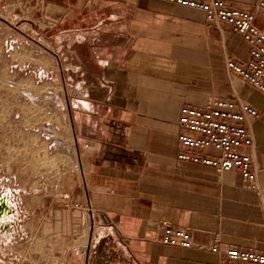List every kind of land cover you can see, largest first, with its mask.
<instances>
[{"label":"crops","instance_id":"obj_1","mask_svg":"<svg viewBox=\"0 0 264 264\" xmlns=\"http://www.w3.org/2000/svg\"><path fill=\"white\" fill-rule=\"evenodd\" d=\"M224 1L253 10L259 0ZM11 5L14 20L48 17L53 27L78 26L60 35L85 31L61 43L63 61L37 52V83L46 91L37 101L49 108L42 124L21 137L36 136L38 147L42 141L57 157L53 165L25 169L58 172L43 173L33 195L21 184L1 188L13 207V219L0 229L12 261L221 264L222 255L208 250L216 233L221 251L264 252V95L226 70L227 61L248 58L230 27L155 0H4V8ZM102 27L121 43L102 46L86 33ZM220 99L261 114L248 123L256 191L236 172L175 159L180 109ZM65 201L89 202L92 213L68 209ZM162 221L188 231L193 247L156 241Z\"/></svg>","mask_w":264,"mask_h":264},{"label":"built area","instance_id":"obj_2","mask_svg":"<svg viewBox=\"0 0 264 264\" xmlns=\"http://www.w3.org/2000/svg\"><path fill=\"white\" fill-rule=\"evenodd\" d=\"M155 1L198 10L207 22L230 27L246 44L248 58L244 64L227 61L226 70L264 95V0H259L253 10L233 6L224 0ZM260 118L261 114L253 106L237 104L234 100H211L201 108L182 107L177 120L175 159L184 164L212 168L217 173L236 172L245 188L256 191V173L248 151L253 145L248 123ZM64 206L73 211L92 213L89 202L65 201ZM219 237V233L214 235L215 242L208 250L222 255L221 264H264V252L233 247L221 251ZM155 238L163 246L193 247L188 231L173 228L166 221L157 225Z\"/></svg>","mask_w":264,"mask_h":264},{"label":"rangeland","instance_id":"obj_3","mask_svg":"<svg viewBox=\"0 0 264 264\" xmlns=\"http://www.w3.org/2000/svg\"><path fill=\"white\" fill-rule=\"evenodd\" d=\"M9 10L13 15L18 14L16 6L4 8V0H0V192H8L1 190L2 187L17 189V185L21 184L33 195L39 193L37 183L43 173L51 176L58 172L53 169H25L26 165H53L57 157L46 150L42 141L38 147L36 136L29 139L21 137L23 129L42 124L43 120L41 121L40 118L46 112L45 108H49L39 105L37 101L38 96L42 97L46 93L37 83V67L39 61H42L37 58V52H48L63 61L61 55L65 49L59 48L63 45L61 43L68 41L69 44L71 36L80 35L85 31L66 32L60 35L61 28L75 29L78 26L53 27L48 17L38 21L14 20L8 15ZM86 33L98 42L96 44H112V40L116 45L121 43L120 40L114 39L113 32L107 33L105 27L96 32L89 30ZM29 143L34 144L35 147L30 148ZM57 178L58 174L55 179ZM6 196L8 197V194ZM3 227H7V222ZM5 244V241L0 240V264H18L12 261L8 249L5 250ZM94 253L100 254L101 250L96 249Z\"/></svg>","mask_w":264,"mask_h":264},{"label":"bare ground","instance_id":"obj_4","mask_svg":"<svg viewBox=\"0 0 264 264\" xmlns=\"http://www.w3.org/2000/svg\"><path fill=\"white\" fill-rule=\"evenodd\" d=\"M8 194V192H5V193H3L2 191L0 192V203H5V205L7 206V207H9V208H13V207H11L12 205H11V203H10V201H9V198L6 196ZM8 219L10 220L11 218H9V217H3V218H1L0 219V225H2V226H0V227H3L4 225H6V222L8 221ZM13 219V218H12ZM11 219V220H12ZM1 229V228H0ZM6 231V230H5ZM4 231V232H5ZM1 234V233H0ZM4 234V233H3ZM8 234V233H7ZM7 236V235H6ZM8 238V237H7ZM2 240V239H1ZM6 240V239H5ZM4 240V241H5Z\"/></svg>","mask_w":264,"mask_h":264},{"label":"water","instance_id":"obj_5","mask_svg":"<svg viewBox=\"0 0 264 264\" xmlns=\"http://www.w3.org/2000/svg\"><path fill=\"white\" fill-rule=\"evenodd\" d=\"M11 215V211H10V208L7 207L5 205V203H0V218H3V217H7L9 216L10 217ZM112 264H117V263H112Z\"/></svg>","mask_w":264,"mask_h":264}]
</instances>
